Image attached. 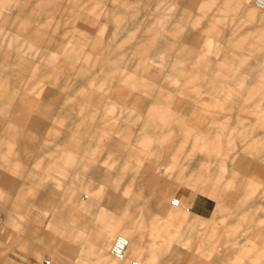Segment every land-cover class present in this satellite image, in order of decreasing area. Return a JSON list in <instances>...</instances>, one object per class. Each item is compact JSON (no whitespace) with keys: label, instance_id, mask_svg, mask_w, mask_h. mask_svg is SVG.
Segmentation results:
<instances>
[{"label":"rangeland","instance_id":"rangeland-1","mask_svg":"<svg viewBox=\"0 0 264 264\" xmlns=\"http://www.w3.org/2000/svg\"><path fill=\"white\" fill-rule=\"evenodd\" d=\"M194 2L182 23L172 18L176 7L173 0H0V93H4L0 107L16 110V118L25 116L36 121L33 127L18 129L13 137L0 134L1 140H16L11 149L18 158L13 161V155H6L1 171L18 177L21 196L27 195V185L36 186L38 196L44 194V185L61 182L69 191L81 185L82 197L88 194L82 200L87 201V187L94 177L118 175L121 164L147 167L158 178L169 174L172 171L166 169L165 163L190 120L176 108L178 101L201 105L207 119L199 123L198 134L236 137L244 130L240 125H255L258 132L264 133L260 112L264 95L253 91V83L262 80L256 76L257 69L264 74V10H256L246 0L258 18L248 20L247 6H236L232 0ZM199 5L206 8L199 9ZM197 20L199 23L194 25ZM209 28L213 32H208ZM189 35L195 38L194 44L183 41ZM137 42L144 43L150 53L143 62L160 73L154 87L148 91H110L108 85H98L104 77L113 88L121 87L117 80L121 75L120 60L142 57L132 52ZM37 67L48 73L43 87L60 94L46 114L43 91H36L42 82ZM103 68L109 69L107 74ZM166 84L170 100H157L161 86ZM89 95L100 104L87 103L86 99L92 100ZM111 95L119 103L110 104ZM134 97L143 102L144 108L153 106L173 117L171 123L157 127L176 137L168 141L165 149L153 147L149 158L148 143L140 136L156 133L157 129L141 124L146 114L134 106ZM85 126L88 130L83 133ZM92 135L100 137L94 139ZM72 136L80 139L74 145L67 141ZM155 142L151 141L153 145ZM244 142L242 138L232 147L239 149ZM112 143L120 144L119 155H112ZM182 149L183 167L178 175L182 183L198 193L195 205L173 206L171 200L177 198L162 183L149 187L140 183L136 174L129 183L131 190L116 192L117 198L126 203L118 212L119 222L125 224L128 220L141 234L142 249L161 250V260L154 264H206L204 250L200 252L204 254L202 262H182L181 256L191 248L190 241L196 233L211 227L219 231L213 253L221 256L218 263L235 260L234 264H245L242 251L264 250V246L259 243L258 225L236 228L215 214L230 206L222 195H211L217 185L210 173L222 166L219 170L227 174V162L219 164L216 152L207 154L195 145ZM43 150L48 152L41 153ZM105 153L110 155L106 157ZM131 194L139 195L130 197ZM164 197L168 199L167 208L162 204ZM239 202L240 196L235 197L231 209ZM157 204L161 210L154 215ZM152 225L155 229L150 230ZM131 261L136 259L131 258L127 264Z\"/></svg>","mask_w":264,"mask_h":264},{"label":"crops","instance_id":"crops-1","mask_svg":"<svg viewBox=\"0 0 264 264\" xmlns=\"http://www.w3.org/2000/svg\"><path fill=\"white\" fill-rule=\"evenodd\" d=\"M232 1L235 2L236 6H247L245 16L249 18L248 20H258L254 16L253 10L246 5V0ZM173 2H175L176 7L173 9L172 18L183 23L185 17H187V10H192L195 2L194 0H173ZM197 8L204 9L206 6L199 5ZM197 23H199V20L194 22V25H197ZM208 32H213V29L208 30ZM33 34L27 35L30 37ZM54 41L50 40V42ZM183 41L194 44L195 38L189 35ZM135 45L132 52L142 55V57L140 59L123 58L120 60L118 68L121 75L118 76L117 80L120 82L118 84L121 87L116 86L113 88L111 83L107 84L108 82L105 81L104 77L100 79L98 85L106 84L109 86L110 91H116L117 89L148 91L154 87L153 84L160 73L151 65L143 62L149 59L150 55L149 52H146L144 43L137 42ZM198 62L201 64V61ZM103 70L105 74L109 71L108 68H103ZM36 72L42 82L35 90L38 93L43 91V112L46 114L48 107L59 99L60 94L55 90L43 87L46 82L44 76L48 74L43 67H37ZM259 72L260 70L257 69L256 76H260L262 80L253 83V91L264 95V74L262 75ZM192 76L194 75L192 74ZM165 78L167 79V77ZM2 96H4V93H0V97ZM88 97L92 96L89 95ZM170 98L169 86L167 84L162 85L156 99L165 102ZM86 102L95 105L100 104L94 97H92V100L90 98L86 99ZM108 102L110 104L119 103L112 95ZM133 103L138 110L145 111L146 119L141 124L150 126L149 129H157L156 133L149 134L145 132L140 136L142 141L148 143V153L146 155L149 154V158L151 151L165 149L169 145L168 141L176 137L175 133H165L164 128L157 127L160 123H171L173 117L169 115L168 111L162 112L153 106L144 108L143 102L138 97L133 98ZM175 106L180 112H185L190 120L187 127L183 129L179 144L172 146V151L165 163L166 169L170 168L169 171L172 172L158 178L153 174V171L148 172L147 167L138 169L121 164L119 168H122V171L118 175L103 178L94 177L91 186L87 187L90 194L87 201L82 200L87 198L88 194L82 197L81 185L69 191L61 182L44 185V194L38 196H36V186L33 184L27 185V195L21 196L18 177L13 174L4 175L1 171L6 155H13L11 158L13 161L18 158L14 148L11 149V144L15 143L16 140L14 138L12 142H8L0 139V264H45V261H47L46 264H127L131 258H135L137 264L159 263L161 250L156 248L142 249L140 244L141 234L134 230L128 220L125 221V224L122 221L119 222L118 212L126 203L117 198L116 192L131 190L129 187L131 177L137 174L140 183H144L149 187L162 183L167 192L179 199L182 205H185L186 208L193 207L197 202L198 193L188 184L182 183L178 175V171L183 167L181 162L184 155L182 148L193 145L202 148L207 154L216 152L219 156L215 159L219 161V164L227 162L226 166L230 168L227 174L219 170L222 166L217 168L216 172L210 173L217 185L211 190V195L215 197L219 194L222 195L221 197L228 200L227 205L230 206L228 209H218L215 214L225 217L227 225L232 224L236 228L246 229L247 226L258 225L257 236L259 237V243L264 246V133L258 132L255 125L249 127L240 125L244 130L238 132L236 137L233 135V137L223 138L224 134H220V137L219 134H198L196 129L200 127L199 123L207 119V116L203 114L201 105L178 101ZM260 112H263L264 117V108L260 109ZM16 113H18L16 110L10 111L7 108L2 109L0 107V117H2L0 121L1 135L8 134L13 137L18 129L36 125V121L32 118L25 116L16 118ZM135 116L137 117V115ZM82 129L83 133L88 130L87 126ZM153 135L154 137H152ZM92 136L94 139L100 137ZM242 138L245 139L244 144L239 145V149L233 148V144H237V141ZM192 139L195 140V144H193L194 140L192 142ZM79 140V138L72 136L67 141L68 144L74 145ZM151 141L156 142L153 145ZM222 144L227 146L223 147ZM219 145L220 147H218ZM153 147L155 148L153 149ZM111 148L113 156L119 155L120 144L112 143ZM46 152L48 151H41L45 154ZM94 154L97 155L98 153L94 152ZM109 155L110 153L104 154L106 157ZM121 174L123 178H120ZM224 186L226 188L221 192ZM138 195L131 194L130 197ZM239 196L240 202L236 204L234 209H231L234 207L232 201ZM163 199L165 201L162 204L167 208L168 199L166 197ZM181 204L179 207H181ZM160 210L161 208L158 205L152 214L156 215ZM138 213H141V210ZM179 221L178 219L177 224L180 223ZM149 229H155L154 225L150 226ZM117 233L126 236L129 244L128 252L126 251L122 261L114 263L108 249L116 236L112 239L111 237ZM218 239L219 231L215 227L207 228L201 234L196 233L190 241L191 248L181 256L182 262H202L204 254L200 252L204 250L206 256H208L204 263L219 264L218 262L222 259L221 256L213 255L216 250L214 244L218 242ZM204 242L207 245L201 247ZM242 254L245 264H264V250L252 248V251H242ZM234 261L229 260L227 263L234 264Z\"/></svg>","mask_w":264,"mask_h":264},{"label":"built area","instance_id":"built-area-1","mask_svg":"<svg viewBox=\"0 0 264 264\" xmlns=\"http://www.w3.org/2000/svg\"><path fill=\"white\" fill-rule=\"evenodd\" d=\"M250 3L254 6V8L258 11L264 10V0H249ZM172 205L174 206H179L180 202L178 199H172L171 200ZM128 245V239L121 235V236H116L111 245L109 246V255L111 259H113L116 262L122 261V259L125 256L126 253V247ZM47 261H45V264ZM132 264H137L136 261H133Z\"/></svg>","mask_w":264,"mask_h":264},{"label":"bare ground","instance_id":"bare-ground-1","mask_svg":"<svg viewBox=\"0 0 264 264\" xmlns=\"http://www.w3.org/2000/svg\"><path fill=\"white\" fill-rule=\"evenodd\" d=\"M122 235V234H121ZM121 235H118V236H121ZM124 236V235H123ZM126 237V236H125ZM127 238V237H126ZM128 239V238H127ZM128 244H129V240H128ZM128 248V245L126 247V249ZM128 252V249L126 250ZM126 254V253H125Z\"/></svg>","mask_w":264,"mask_h":264}]
</instances>
